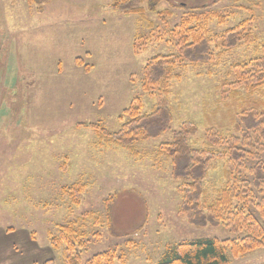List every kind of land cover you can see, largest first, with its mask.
<instances>
[{
  "label": "rangeland",
  "instance_id": "obj_1",
  "mask_svg": "<svg viewBox=\"0 0 264 264\" xmlns=\"http://www.w3.org/2000/svg\"><path fill=\"white\" fill-rule=\"evenodd\" d=\"M117 1L0 0V256L6 264H62V248L51 249L50 240L65 225L86 236L83 263L115 250L121 263L113 264H157L179 243L233 237L223 226L197 227L181 214L179 185L157 150L184 122L197 127L189 140L195 148L206 144L208 130L239 135L240 98L221 83L234 63L263 57L264 0H145L138 15L112 10ZM188 12L222 19L209 22L211 35L251 18L253 42L238 43L215 65L176 68L179 79L166 97L169 132L131 150L98 139L88 125L117 132L134 98L143 113L160 101L142 91L143 68L152 57L175 52L171 30ZM77 58L90 67L87 73ZM224 163L215 162L204 180L210 198L224 182ZM78 183L83 189L75 199L65 190ZM227 256L229 264H264V249Z\"/></svg>",
  "mask_w": 264,
  "mask_h": 264
},
{
  "label": "trees",
  "instance_id": "obj_2",
  "mask_svg": "<svg viewBox=\"0 0 264 264\" xmlns=\"http://www.w3.org/2000/svg\"><path fill=\"white\" fill-rule=\"evenodd\" d=\"M144 1L119 0L111 9L122 15L143 14L141 6ZM162 15L171 17L169 11L162 12ZM213 19L220 18L188 12L180 19L171 30L175 52L156 55L143 68L142 91L150 96L157 93L160 101L149 113H143L140 99L134 98L119 117L122 125L117 132H108L97 124L88 125L98 139L131 150L137 144L171 130L173 118L166 97L170 93L169 83L179 79L174 74L176 68L215 65L220 55L235 49L238 43L253 42L251 18L220 35H211L208 30ZM75 65L81 67L84 64L77 58ZM83 67L85 73L90 70L88 65ZM228 77L221 83V88L227 89L229 96L240 98L238 116L244 127L238 130L239 135L223 137L208 130L206 144L195 148L189 140L196 137L197 127L184 122L172 132L169 142L160 144L157 153L172 167L171 177L179 185L181 214L188 222L197 227L223 226L233 237L179 243L157 264H229L227 252L236 259L264 249V51L263 57L231 65ZM256 94L262 99L253 100ZM122 118L127 120L123 122ZM219 160L225 161L224 182L210 198L203 183ZM82 187L78 183L65 192L78 199ZM85 240L86 236L73 226H59L50 246L56 251L62 248V264H113L115 260L121 263L115 250L95 254L83 263ZM42 264H55V261L47 259Z\"/></svg>",
  "mask_w": 264,
  "mask_h": 264
},
{
  "label": "crops",
  "instance_id": "obj_3",
  "mask_svg": "<svg viewBox=\"0 0 264 264\" xmlns=\"http://www.w3.org/2000/svg\"><path fill=\"white\" fill-rule=\"evenodd\" d=\"M27 242H30V241L29 240L25 241V243H27ZM7 261H8V259L6 260V258H4L3 255L0 256V264H6L4 262H7Z\"/></svg>",
  "mask_w": 264,
  "mask_h": 264
}]
</instances>
